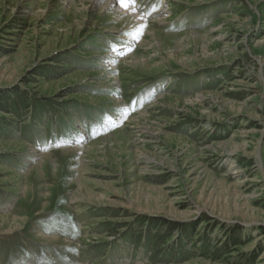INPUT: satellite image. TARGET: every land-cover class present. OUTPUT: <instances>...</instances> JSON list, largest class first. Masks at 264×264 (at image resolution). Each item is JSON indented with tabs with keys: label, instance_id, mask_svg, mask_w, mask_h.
Masks as SVG:
<instances>
[{
	"label": "rangeland",
	"instance_id": "374dc122",
	"mask_svg": "<svg viewBox=\"0 0 264 264\" xmlns=\"http://www.w3.org/2000/svg\"><path fill=\"white\" fill-rule=\"evenodd\" d=\"M106 2L0 0V264H264V0Z\"/></svg>",
	"mask_w": 264,
	"mask_h": 264
},
{
	"label": "trees",
	"instance_id": "16d2710c",
	"mask_svg": "<svg viewBox=\"0 0 264 264\" xmlns=\"http://www.w3.org/2000/svg\"><path fill=\"white\" fill-rule=\"evenodd\" d=\"M153 225V224H152ZM170 222H167L162 225V228H159L158 231H154L152 234H150V241L151 243L158 247L161 246V244L167 243V239L171 236V232L173 231L174 227L170 226ZM217 253H221V250H218Z\"/></svg>",
	"mask_w": 264,
	"mask_h": 264
},
{
	"label": "bare ground",
	"instance_id": "6f19581e",
	"mask_svg": "<svg viewBox=\"0 0 264 264\" xmlns=\"http://www.w3.org/2000/svg\"><path fill=\"white\" fill-rule=\"evenodd\" d=\"M106 6L109 8H119L121 7V4L119 3V0H107ZM133 13V11H131ZM131 14V13H129Z\"/></svg>",
	"mask_w": 264,
	"mask_h": 264
},
{
	"label": "snow or ice",
	"instance_id": "6c2138e0",
	"mask_svg": "<svg viewBox=\"0 0 264 264\" xmlns=\"http://www.w3.org/2000/svg\"><path fill=\"white\" fill-rule=\"evenodd\" d=\"M119 3L122 6L129 7V6H134L135 5V0H119Z\"/></svg>",
	"mask_w": 264,
	"mask_h": 264
}]
</instances>
